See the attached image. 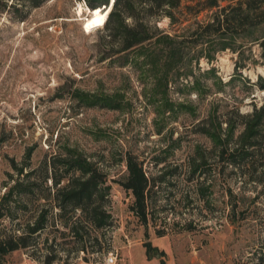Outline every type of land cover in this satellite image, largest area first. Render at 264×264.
Returning <instances> with one entry per match:
<instances>
[{
    "label": "rangeland",
    "instance_id": "rangeland-1",
    "mask_svg": "<svg viewBox=\"0 0 264 264\" xmlns=\"http://www.w3.org/2000/svg\"><path fill=\"white\" fill-rule=\"evenodd\" d=\"M4 1L0 235L23 231L40 213L43 226L0 264H105L108 251H117L115 264H264V47L254 39L263 26L200 35L237 0H179L150 13L136 3L123 21L151 36L123 49L122 36L92 22L82 0ZM155 34L182 50L167 72L150 63L166 45ZM254 112L256 144L229 155ZM205 129L227 139L220 144ZM129 153L154 181L147 223L121 184ZM75 156L106 176L97 201L107 223L57 204Z\"/></svg>",
    "mask_w": 264,
    "mask_h": 264
},
{
    "label": "trees",
    "instance_id": "trees-1",
    "mask_svg": "<svg viewBox=\"0 0 264 264\" xmlns=\"http://www.w3.org/2000/svg\"><path fill=\"white\" fill-rule=\"evenodd\" d=\"M42 0H20V2H26L29 6H35L39 4ZM84 6L89 10V12L94 13L95 11L104 12L106 7H108L110 0H82ZM112 5L108 9L107 14L104 16L103 21L104 27L110 37L116 38L122 36V48H128L134 43L141 42L146 37H150L149 33L146 32L145 26L142 23H137L135 25L126 24L123 21L124 9L134 10L136 3H144L147 5L146 10L154 12L155 8L163 6V4L176 5L179 0H111ZM15 3H13L14 5ZM208 6L219 5V0H206ZM6 3L4 0H0V10L4 9ZM103 7V8H102ZM93 9V10H91ZM167 16L173 18V14L168 11ZM106 17V19H105ZM19 18L22 15L19 14ZM255 29L257 27L263 26L264 28V0H237L235 4L228 6H220L218 11H216L211 18L204 25V30L200 33L202 34H233L238 29L243 28ZM198 31V30H197ZM155 38L158 41L166 43L165 46L157 47L155 51L154 58H151V66L153 70H162L167 72L181 57V47L178 43L172 41L168 34H155ZM255 40H259V44L264 47V31L261 34L254 36ZM226 46L222 45L221 48ZM164 59L161 60V56ZM264 86V84L262 85ZM106 102H110L109 97H105ZM262 106L261 109H263ZM257 112V111H256ZM256 112L252 113L245 120V126L240 138L243 143H241L240 149L236 146L230 151L229 155L235 154L236 151L242 150L241 153L248 154L250 151L247 146H254L256 144L251 138H255V132L257 131V125L260 121V115ZM245 116V114H244ZM216 141L222 144V140L225 141L227 138H222L220 135L209 131ZM227 136V135H226ZM224 148L220 150L222 155ZM231 162H235L234 159L230 158ZM73 166V173L66 177L65 182L59 184L55 189V198L58 202V206L61 207L63 204L67 203L73 209L78 208L87 212V218L91 220L95 225H102L108 222V213L102 208L101 203L97 201L99 198L103 197V189H101V183L106 180V176L97 171L89 161L86 159L75 156L70 159L69 165ZM192 170L196 166H192ZM126 169L127 173L125 178L121 181V184L129 189L133 195V202L131 205L132 210L139 217L141 222L147 223L149 219V205H150V190L154 185V181H151L150 177L147 175L143 168L142 162L137 159L136 156L131 153L126 156ZM76 172V173H75ZM59 178H53V184L59 183ZM108 186V185H106ZM43 224V213L37 215L33 221L26 224V229L23 231H18L17 233H10L7 235H0V255L20 246L27 245V236L35 231L42 228ZM146 255L149 256L151 248H153L150 243L146 244ZM161 251V250H160ZM163 251H161V254ZM161 264H167V262L161 257Z\"/></svg>",
    "mask_w": 264,
    "mask_h": 264
},
{
    "label": "built area",
    "instance_id": "built-area-1",
    "mask_svg": "<svg viewBox=\"0 0 264 264\" xmlns=\"http://www.w3.org/2000/svg\"><path fill=\"white\" fill-rule=\"evenodd\" d=\"M117 260V251H108L104 258L105 264H115Z\"/></svg>",
    "mask_w": 264,
    "mask_h": 264
},
{
    "label": "bare ground",
    "instance_id": "bare-ground-1",
    "mask_svg": "<svg viewBox=\"0 0 264 264\" xmlns=\"http://www.w3.org/2000/svg\"><path fill=\"white\" fill-rule=\"evenodd\" d=\"M111 5H112V1L110 3L109 7H106L105 12L95 11L92 15V17H93L92 22H99L100 20L103 21L102 19L107 14V11L111 7ZM91 10H93V9H91Z\"/></svg>",
    "mask_w": 264,
    "mask_h": 264
},
{
    "label": "water",
    "instance_id": "water-1",
    "mask_svg": "<svg viewBox=\"0 0 264 264\" xmlns=\"http://www.w3.org/2000/svg\"><path fill=\"white\" fill-rule=\"evenodd\" d=\"M110 3H111V0L109 1L108 7H109Z\"/></svg>",
    "mask_w": 264,
    "mask_h": 264
}]
</instances>
